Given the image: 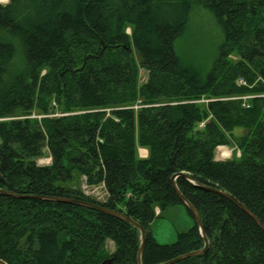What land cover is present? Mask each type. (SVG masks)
<instances>
[{"label": "trees", "instance_id": "1", "mask_svg": "<svg viewBox=\"0 0 264 264\" xmlns=\"http://www.w3.org/2000/svg\"><path fill=\"white\" fill-rule=\"evenodd\" d=\"M201 9L222 29L203 58L184 48ZM221 144L241 155L216 159ZM46 153L51 163L39 164ZM181 171L196 180L177 183L200 211L209 245L173 264H264V229L209 188L264 223V0L0 3V189L123 212L146 228L142 264H159L204 246L196 222L172 243L151 230L164 209L183 205L171 181ZM77 175L104 184L107 199L67 185ZM140 244L138 228L116 216L0 192L8 264H138Z\"/></svg>", "mask_w": 264, "mask_h": 264}, {"label": "rangeland", "instance_id": "2", "mask_svg": "<svg viewBox=\"0 0 264 264\" xmlns=\"http://www.w3.org/2000/svg\"><path fill=\"white\" fill-rule=\"evenodd\" d=\"M10 0H0V3L7 4ZM128 32H131L130 27L127 28ZM222 29L220 25L216 22L211 13L206 10H199L193 24L191 25L190 32H188V37L184 41V48L193 52H198L201 58L212 51L221 40ZM210 40L212 41L210 43ZM137 60L139 61L138 53L134 52ZM232 59H237L236 53L230 55ZM148 78V71L145 68L140 70V83H144ZM240 84H246L245 80L240 81ZM197 102L207 103L209 98L201 97L196 100ZM139 104H134L135 108H138ZM109 113V108H105ZM60 114L59 110L51 111L49 116H54ZM34 117H42L43 114H33ZM245 130L238 128L236 130L237 134H241ZM146 148H139V154L141 157L147 156ZM225 152H230L229 155H225ZM216 159L225 160L232 157H239L241 155L240 150L235 146L221 144L216 148ZM51 156L46 153L43 157L37 159L39 164H49L51 163ZM69 186L79 187L85 193L97 198L100 201H105L107 199L108 193L104 187V184H98L90 186L85 182V177L77 175L74 180L67 183ZM95 188L94 191L90 189ZM195 220L189 213L185 205L177 204L168 206L163 210L162 215L156 217L151 222V230L159 243H172L176 241L179 231H184L190 228L194 224ZM107 247L109 251L113 252L115 250V244L112 240H108ZM105 261L103 262V264Z\"/></svg>", "mask_w": 264, "mask_h": 264}, {"label": "water", "instance_id": "3", "mask_svg": "<svg viewBox=\"0 0 264 264\" xmlns=\"http://www.w3.org/2000/svg\"><path fill=\"white\" fill-rule=\"evenodd\" d=\"M179 176L185 177L186 179H188L189 181H196L190 174L186 173V172H177L174 173L171 177V181L175 187V190L178 194V196L180 197L183 205H185V207L187 208V210L191 213L192 217L194 218L195 222L197 223L200 233L204 239V246L200 249H196V250H192L183 254H180L179 256L169 259L167 261H164L162 263L159 264H173L176 263L184 258L187 257H191L193 255L196 254H203L206 252V250L208 249V245H209V239L208 236L205 232L204 229V224L202 221V217H201V213L198 210V208L184 195V193L181 191V189L178 186L177 183V178ZM206 188V186H205ZM221 194H224L225 196L229 197L230 199H232L238 206H240L245 212H247L250 216H252L259 224L260 226L264 229V223L261 221V219L254 213L252 212L247 206H245L241 201H239L235 196H233L232 194L220 190V189H215V188H211ZM0 192L2 193H7L16 197H29V198H36V199H43V200H55L58 202H65V203H72V204H77V205H81V206H85L88 207L90 209L93 210H97V211H101L113 216H116L118 218L124 219L130 223H132L135 227L138 228V230L140 231L141 234V244L139 247V251H138V255H137V261L138 264H142V253L144 251L145 248V244L147 241V231L146 228L139 223L138 221L134 220L132 217L128 216L127 214L120 212L118 210H115L113 208H110L102 203H98V202H94V201H90L87 199H82V198H74V197H65V196H53V195H41V194H18L16 192L7 190V189H0ZM0 264H8L6 261H4L3 259L0 258Z\"/></svg>", "mask_w": 264, "mask_h": 264}, {"label": "bare ground", "instance_id": "4", "mask_svg": "<svg viewBox=\"0 0 264 264\" xmlns=\"http://www.w3.org/2000/svg\"><path fill=\"white\" fill-rule=\"evenodd\" d=\"M230 154V152H225V155H229ZM139 251V250H138ZM204 254V253H203ZM138 255V254H137ZM142 255H143V253H142ZM196 255H199V254H196ZM194 256V255H193Z\"/></svg>", "mask_w": 264, "mask_h": 264}, {"label": "crops", "instance_id": "5", "mask_svg": "<svg viewBox=\"0 0 264 264\" xmlns=\"http://www.w3.org/2000/svg\"><path fill=\"white\" fill-rule=\"evenodd\" d=\"M146 151H147V153H148V150L147 149H145ZM148 155V154H147ZM95 190V188L93 189V191Z\"/></svg>", "mask_w": 264, "mask_h": 264}]
</instances>
